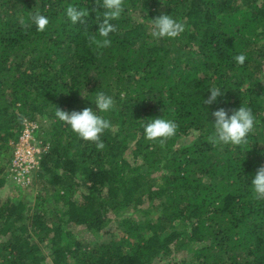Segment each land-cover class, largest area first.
Returning <instances> with one entry per match:
<instances>
[{
    "label": "trees",
    "instance_id": "trees-1",
    "mask_svg": "<svg viewBox=\"0 0 264 264\" xmlns=\"http://www.w3.org/2000/svg\"><path fill=\"white\" fill-rule=\"evenodd\" d=\"M69 5L89 16L74 25ZM93 8L104 11L95 0H0V160L24 119L47 145L32 176L46 208L0 198V264H264V199L250 184L264 165V0H124L105 48L89 42ZM162 14L184 25L178 37L152 36ZM210 86L224 94L209 106ZM100 91L115 102L100 113L112 125L103 148L55 115L95 110ZM241 104L256 120L248 142L213 143L212 111ZM162 116L176 134L146 139Z\"/></svg>",
    "mask_w": 264,
    "mask_h": 264
},
{
    "label": "clouds",
    "instance_id": "clouds-1",
    "mask_svg": "<svg viewBox=\"0 0 264 264\" xmlns=\"http://www.w3.org/2000/svg\"><path fill=\"white\" fill-rule=\"evenodd\" d=\"M96 4L104 11L93 8L98 21V36L89 37V42L97 48L110 46V34L116 31V25L112 21L120 18L124 10V0H95ZM66 15L75 25L78 21L83 22L84 18L89 16L88 8H77L69 5L66 9ZM102 15V19L100 18ZM33 23L38 31H44L49 23L46 16L37 13L33 17ZM152 36L157 39L176 38L184 30V25L170 14H162L153 18ZM237 64L243 65L246 61V55L241 53L234 57ZM209 95L202 101L204 105H212L218 102V98L224 94L220 87H209ZM96 105L94 110L91 107H85L81 110H72L71 112L58 108L56 117L70 126L71 130L81 139L96 142L98 148H103L101 134L112 127L110 120L100 113H107L114 107L112 96L100 91L92 99ZM215 118L212 126L214 134L210 139L213 143H223L240 145L247 143L249 134L253 131L256 124L255 117L251 108L241 104L234 109L224 107L212 111ZM177 123L173 119L162 117L150 118L144 125V135L148 140H159L163 143L166 139L176 134ZM251 188L256 198L264 199V165L259 166L255 175L251 179Z\"/></svg>",
    "mask_w": 264,
    "mask_h": 264
},
{
    "label": "built area",
    "instance_id": "built-area-1",
    "mask_svg": "<svg viewBox=\"0 0 264 264\" xmlns=\"http://www.w3.org/2000/svg\"><path fill=\"white\" fill-rule=\"evenodd\" d=\"M16 139L9 142L11 157L7 166V177L15 184L28 186L33 173L39 168L42 153L47 145L37 138L39 124L35 120L24 119Z\"/></svg>",
    "mask_w": 264,
    "mask_h": 264
},
{
    "label": "rangeland",
    "instance_id": "rangeland-1",
    "mask_svg": "<svg viewBox=\"0 0 264 264\" xmlns=\"http://www.w3.org/2000/svg\"><path fill=\"white\" fill-rule=\"evenodd\" d=\"M1 163L4 164L5 160L4 162L0 160V165ZM7 164H6L5 171H4L5 173L2 174V176H4V178L6 179V181L4 185L0 188V198L3 200L7 198H11L14 201H17V200L22 201L25 203L26 207L30 209L35 207V205L38 207V209L46 208V206H43V203H41L39 199L40 197H42L43 191H40V188L36 184L35 180L32 179L31 184L28 186H21V185L15 184L12 180H10V178L7 177V166H8ZM70 228L74 232L75 236L78 238L86 239L87 241L89 239L90 240L93 239L87 232H84L81 228L80 229L75 228V227L73 228L70 227Z\"/></svg>",
    "mask_w": 264,
    "mask_h": 264
}]
</instances>
